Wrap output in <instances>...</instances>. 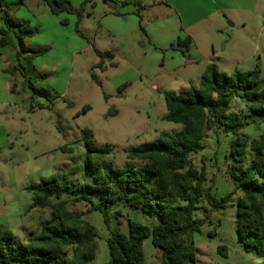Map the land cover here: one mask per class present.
Wrapping results in <instances>:
<instances>
[{"label": "rangeland", "instance_id": "1", "mask_svg": "<svg viewBox=\"0 0 264 264\" xmlns=\"http://www.w3.org/2000/svg\"><path fill=\"white\" fill-rule=\"evenodd\" d=\"M85 1L73 5L79 7ZM226 1L234 8H220L196 26L193 32L199 48L185 55L172 44L160 46L150 35L153 25L167 26L177 15L173 7L158 0L128 35L127 19L112 15L121 8L117 0H92L81 19L67 13L53 15L43 0H0V29L6 27L7 17L25 21L38 29L25 39L27 47L47 48L31 62L25 53L19 62L17 28L11 31L15 44L0 46V230L9 228L24 243L41 234L51 219V208H30L34 194L28 187L42 179L62 174L70 184H96L100 159L96 153L92 169L85 173L86 129L93 131L97 146L113 148L104 160L122 168L129 164L127 154L133 147L183 128L164 119L166 93L198 86L209 65L216 64L223 75L258 68L264 78V0ZM125 27L121 33L119 29ZM97 50L114 54V59L104 58L107 70L98 65L103 59ZM15 66L21 70L13 74ZM36 89L49 93L36 94ZM231 111L249 122L244 132L251 138L264 133L260 116L246 117L249 109L244 99H235ZM258 120L261 123L256 127ZM233 139L234 135L219 127L217 132H208L205 149L193 156L197 168H206L207 185L213 186L218 200L236 187L227 158ZM240 195L239 191L224 208L200 203L195 217L205 224L194 236L195 264H264V257L247 252L239 239ZM68 202L73 212L86 213L91 208L86 202ZM118 211L120 216L115 215ZM84 218L98 232L97 254L89 264L110 260L111 228L128 234L131 220L151 227L160 222L157 216L124 205L112 206L111 228L100 211L86 213ZM144 244L145 264H164L152 236ZM221 246L227 247V254L220 252Z\"/></svg>", "mask_w": 264, "mask_h": 264}, {"label": "trees", "instance_id": "2", "mask_svg": "<svg viewBox=\"0 0 264 264\" xmlns=\"http://www.w3.org/2000/svg\"><path fill=\"white\" fill-rule=\"evenodd\" d=\"M43 1L54 15L67 13L79 19L92 2L86 0L76 7L71 0ZM13 28L18 29L15 36L19 62L25 53L30 54L31 62L47 51V48L27 47L25 39L36 35L38 29L10 17L6 19V27L0 29L1 47L15 44L11 35ZM191 45L192 37L186 36L179 38L171 47L182 50L186 55ZM97 52L103 59L98 64L102 67L104 58L114 57L110 51ZM20 68L15 66L10 72L16 74ZM93 77L97 78L96 75ZM35 92L49 93L37 89ZM165 98L168 113L164 119L182 124L183 128L171 133L163 132L157 140L133 147L127 154L129 164L122 168L104 160L112 152L110 145L97 146L93 131H83L88 149L86 174L94 164L92 154L100 157L96 184H70L66 182L65 175L56 174L29 186L28 191L34 194L30 208H51V219L44 224L41 234L27 243L17 240L9 228L1 229L0 264L91 263L98 250V232L84 215L100 211L111 228L112 206L115 205L131 206L157 216L160 222L151 227L131 220L128 234L119 228H111L108 240L110 260L106 264H145L143 245L145 239L151 236L154 245L162 251L164 264H195L197 250L194 236L201 232L205 224L195 217L200 203L207 201L213 208H224L239 191V239L247 252L264 257V133L259 138H251L244 132L249 122L241 114L231 111L235 99L242 98L249 109L246 117L260 116L264 123V78L261 70H236L232 75H223L216 64H211L204 71L198 86L182 88L178 93H166ZM254 123L259 127L261 122ZM219 127L234 135L227 158L230 176L236 186L220 200L214 196L213 186L207 185L206 168L199 169L193 163V156L206 147L203 141L208 132H217ZM64 197L74 202H86L91 208L86 213L70 211L68 199ZM115 215L120 216L121 212ZM219 250L227 254L228 249L221 246Z\"/></svg>", "mask_w": 264, "mask_h": 264}, {"label": "crops", "instance_id": "3", "mask_svg": "<svg viewBox=\"0 0 264 264\" xmlns=\"http://www.w3.org/2000/svg\"><path fill=\"white\" fill-rule=\"evenodd\" d=\"M71 1L76 5L84 0ZM117 2L121 8L113 11L112 15L114 14L116 16L123 17L122 19H127V35L134 29L138 20L139 23L143 21V13L148 9H154L157 5L156 0H123V2L117 0ZM219 3L220 0H158V4H166L168 7H173L175 11H177V15L172 18V22L167 26H158V24L153 25L150 29V35L157 44L163 47L170 46L171 44L177 42L179 38L191 36V50L199 48L193 29L216 13L218 9L223 8L225 10H229L234 8V5H230L226 0H224L220 6ZM44 7H48V5L46 4ZM121 22L123 23V21ZM119 31L121 33L126 32V27L125 29H119ZM112 59H114V57ZM113 65H115L114 62H112V66ZM102 68L107 70V66L105 64Z\"/></svg>", "mask_w": 264, "mask_h": 264}, {"label": "built area", "instance_id": "4", "mask_svg": "<svg viewBox=\"0 0 264 264\" xmlns=\"http://www.w3.org/2000/svg\"><path fill=\"white\" fill-rule=\"evenodd\" d=\"M121 2H123V0H120Z\"/></svg>", "mask_w": 264, "mask_h": 264}]
</instances>
